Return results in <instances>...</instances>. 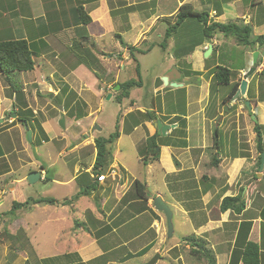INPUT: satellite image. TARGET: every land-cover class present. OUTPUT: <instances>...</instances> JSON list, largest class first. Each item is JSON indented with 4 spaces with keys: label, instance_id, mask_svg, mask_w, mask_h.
<instances>
[{
    "label": "crops",
    "instance_id": "obj_1",
    "mask_svg": "<svg viewBox=\"0 0 264 264\" xmlns=\"http://www.w3.org/2000/svg\"><path fill=\"white\" fill-rule=\"evenodd\" d=\"M263 1L252 0L249 4L246 0H0V21H4L0 24V41L25 40L31 49L37 43L36 57H33L34 69L19 73L20 77L24 76V78L20 86L21 93L18 96L16 93L5 95L7 87H2L0 74V124H2L0 125V206L4 196L11 198L10 203L17 202L14 194L26 181L29 173L37 171L40 173L38 180L42 178L46 180L48 170L53 166L36 163L30 152L34 147L32 143H36L38 139L41 143H49L58 134L56 133L55 137L47 136L50 141H43L42 138L37 137L38 130L34 126L29 142L18 119L22 110L29 109L31 106L28 87L34 84L37 64L49 70L48 66H52L54 62L50 61V55L54 60H59L61 53L57 52V48L62 42L68 47H74L75 43L84 45L85 40L92 41L89 50L99 60L100 67L103 64L112 66L106 67V74L103 76L99 74V78L93 73L96 81L94 85L97 89L89 97L82 95V88L76 90L71 86L76 93V97L72 98V105L76 104L77 100L82 101L86 105L84 110L91 124L98 122L95 113L89 111L91 104L94 101L97 104L96 99L105 98L107 93L110 98L106 100L112 102L119 95V89L115 87V84L127 82L117 80V77L124 74L121 70L125 69V65L134 62L135 67L139 69V78L135 82L140 87L132 88L119 107L117 112L121 113L119 137L111 146V154L113 145L116 148L108 169L119 170L120 177L113 180L108 176V170L100 173L107 176L104 182L96 181L94 185V178L93 181L81 180L83 187L89 186L90 182L94 187L89 194L80 196V200L73 202L72 197L80 192V182L77 178L82 171L92 170L96 157L94 140L101 137L83 133L82 144L73 143L67 147L68 143L65 142L66 144L61 146H63L62 149L66 148L69 151L71 148L72 153L78 151V158L86 159L87 157L88 161L82 163L81 159H77L76 162L80 167L74 169L71 175L69 172L66 173L69 161H63L61 166L63 169L54 173L55 177L52 178L51 184L63 187L64 189H61L65 192L64 197L61 200H56L54 197H41L53 198L57 202L70 201L65 205L32 204L16 210V218L12 217L15 218L14 220L2 221V224L9 228L15 225V230L23 229L27 237L32 225L35 227L41 225L40 227L46 228L51 237V248L55 250L40 256L39 262L43 264H125L128 260L135 258L141 250L152 248L156 242L157 246L153 252H158V260L165 259L161 253L165 230L163 231L161 223L151 213V211L156 212L152 202L159 196L170 208L172 215L177 213L181 221L191 225L193 235L190 236L194 238V240L186 241L185 239L189 236L180 235V237L183 236L180 243L168 246L166 252L162 251L166 257L168 256L169 260L166 259L170 261V264L177 263L179 256L167 254L175 250V247L182 242L189 243L192 248L198 246L195 245L196 243L202 246L201 254L192 255L196 261L194 263L190 261L188 264H244L239 252L248 241L258 245L260 264H264V165L259 171L257 159L260 153L257 151V144H253L258 131L264 153V138L262 139L264 76L260 73L264 66V57L260 58L262 63L259 68L247 78L245 95L237 97L234 95L225 101L230 87L236 82L240 84L243 75L251 67L252 53L258 49L260 52L264 51V45L256 44L252 48H245L238 45L234 38H229L227 41V37L221 33H214L209 39L202 34L191 45L188 69H183L184 71L179 65L183 57L174 56L172 47L167 44L162 48L166 30L175 23L176 14L182 5H190L198 12H206L208 24L211 22L226 24L228 20L250 24L252 37H256L264 34ZM46 5L48 9H45ZM78 6H82L90 18V22L86 25H82L77 17ZM23 7L27 8L25 16L21 13ZM37 11L39 13L36 14ZM8 17L13 19V22ZM189 20L193 21V19H185L172 34L177 33L187 23L191 27L188 29L189 34L200 33L201 22L196 20L197 25L195 22H188ZM171 39L170 45L174 44L173 37ZM116 40L118 44L114 43ZM224 43L233 52L235 50L239 52L241 62L237 65H230L229 61L226 64L219 62ZM210 46V54L205 57L204 54ZM106 47L113 49L116 53L108 54L104 50ZM129 47L135 49L131 50ZM155 47L159 48L163 57L157 61V67L153 68L152 77L148 78L146 74L149 67L144 65V60L149 58ZM176 53L178 54V50ZM165 54L171 56L164 58ZM220 65L231 72L228 85L218 86L214 79V69ZM59 66L62 65L59 64ZM114 67L117 69V74H113ZM172 68L180 73L178 81L180 86L164 85L161 80ZM52 70L53 68L49 71ZM45 80L40 79L37 92L52 89L56 97L60 88H54L53 86H56L54 83L52 86L42 85ZM179 93L184 96L183 102ZM65 98L66 96L62 97L63 102ZM25 101L28 105L26 107H24ZM246 101L249 104L255 101V107L250 106L249 111L245 106ZM182 103L184 110L180 112L179 106H182ZM146 112H152L151 121L146 120L144 116ZM33 114H37L36 110H33ZM86 115L84 118H87ZM178 118L185 120L184 135L178 132L180 129ZM157 121L168 126L165 134L156 128ZM39 123L41 131L46 135L53 131L52 122L50 123L49 120ZM98 128L95 127L93 130L100 131L101 129ZM216 128L220 136L219 148L212 149ZM156 132L165 138V144L159 147L157 161H150L147 165H143L138 152L141 147H145L146 139ZM124 136L127 138V147L122 149L119 141ZM61 138V140L66 139L63 135ZM90 146L94 152L92 156H87V148ZM126 148L131 150L138 163L142 165L144 181L135 178L130 180L127 170L121 167L119 157ZM215 150L217 153H214ZM210 154L213 162L215 163L214 160L217 162L214 170L218 173L221 183L207 186L209 188L203 190L200 185L204 183H199L198 178L202 170L200 166L202 159L208 158ZM25 168L27 169L24 170ZM189 172L193 174L194 180L198 181L197 187H194L196 189L192 186L187 187L190 174L185 175ZM136 180L144 185L145 191L152 186L155 195L148 196L147 200L140 199L135 188H132ZM159 183L164 186L167 196L160 192ZM171 183L173 187H170ZM66 185L69 188H66ZM238 195L245 204L240 213H235L231 209L225 212L220 210L223 198ZM28 198L39 199L27 197L19 201L23 202ZM80 201H83L84 205H81ZM41 207H43L42 212H39L41 216L37 217V210ZM82 224L85 225L84 228ZM137 247L136 251H130V248ZM141 256L143 257L140 260L147 258L146 252ZM146 262L147 259L142 261V264Z\"/></svg>",
    "mask_w": 264,
    "mask_h": 264
},
{
    "label": "rangeland",
    "instance_id": "obj_2",
    "mask_svg": "<svg viewBox=\"0 0 264 264\" xmlns=\"http://www.w3.org/2000/svg\"><path fill=\"white\" fill-rule=\"evenodd\" d=\"M227 1V0H226ZM249 2L252 0H246ZM230 2V1H228ZM49 3V2H48ZM263 7H264V1H263ZM250 8V7H249ZM45 9H48V5L45 6ZM26 7L22 8V15H27L26 14ZM45 12H47L45 10ZM34 13V12H32ZM39 13V11L36 12V14ZM40 14H44V13H40ZM9 20L13 19L9 18ZM188 19H193L189 20L188 22L192 21L195 22V24L198 25V23L196 22L197 19L195 18H188ZM4 21H0V24H2ZM229 23H235V20H228ZM227 22V23H228ZM201 26H199L200 29V33L198 32V34H189L188 29L191 27H189L188 23L187 25H184L177 33L175 34H170V38H167L163 48L167 45L172 47V54H174V56L176 57H183L182 62L179 63V65L182 68V71H184L183 69H188V63H189V53L191 50V45L195 43V41H197V39H199L202 34H203V24H200ZM260 31V30H257ZM173 35V36H172ZM223 35V34H222ZM173 37V42L174 44L170 45L172 43V37ZM224 36V35H223ZM229 38H233L231 36L227 37V41H229ZM235 41V40H234ZM61 43V42H60ZM114 43L118 44V41L116 40ZM85 44V48H88L87 51H89V47L92 44V41H89L88 39L84 41ZM54 46V45H53ZM121 47V46H119ZM83 48V50L85 49ZM97 49V48H96ZM178 50V54L176 53V50ZM235 49V48H234ZM104 50H106L105 52H107L108 54L110 53H116V51H114L113 49L111 50L109 47H106ZM80 46L78 44H74V47H68L64 42L61 43V45L57 48V52L61 53V57L59 58V60H54L53 56L50 55V61H54L52 66H48L49 70L51 68H53L52 71L46 70L44 68H42L40 66V64H37V71L34 74V84L30 87H28V92L30 94L31 100H30V107L29 109H24L22 110V113L19 115V117L21 118V120L19 121L24 129V134L25 137L27 138V131H30L34 129V126L37 127L38 130V136L39 138H42L43 141L47 140L50 141V138L48 139V137H55L56 133L58 134L56 136V138H52V141L49 143H41V140L38 139L36 141V143H32V145L34 147L31 148V152L30 154L32 155V158L34 161H36V163H43L46 166H48L49 164H52L53 166H51L48 170V177L46 178V180H43V178L41 180H37L36 182H34L33 184H29L27 182V180L25 182H23L20 186L19 189L15 192L14 194V199L17 200V202H20L19 200L22 198H27V197H33V198H41V197H54L56 200H61L63 196L64 192V188L61 186H56V185H52L51 184V180L53 177H55L54 173H56L57 171L62 170L63 168H61L62 166V162L63 161H69V165L68 168L66 169V173L69 172V174H73L74 169L78 168L79 169V165L76 162L77 159H81L82 163L83 162H87V157L85 159V157H81L78 158L79 156V152L75 151L74 153L71 152V148L70 151L69 149H62L63 146H61L62 144H66L65 142H67L68 144H66V146H70L73 143H79L82 144L81 142H83L82 140V134L85 133L87 135L92 134L94 136H101V137H107L110 133H114L116 130L119 131L120 128V120H121V113H117L119 111V107L122 103L123 100H126L125 98H121L119 100V96L120 94L114 98V100H112V102L107 101L106 98L108 96V93L106 94L105 98H101V99H96L97 100V104L95 103V101L91 104L89 111H91L92 113H95V118L98 121L96 124L95 123H90L91 121H89V117L86 115L85 112V108H82V104L80 100L76 101V105L79 106L80 108H77L78 112L83 113V115L80 118H73L68 116V114L66 113V111L63 110L62 106H59V102L58 100L56 101L55 95L53 93L52 89H48V91H42L41 93L37 92L38 90V82L40 81V79H46L42 85H47V86H52L53 83L56 84V86L54 85V88H60L61 90V86L63 84H68L67 87L68 89H71V86L74 87V89L79 90L80 88H82V95H88L91 96L92 94H94V92L96 91V86L94 85L96 83L94 77H93V72L91 70H89L84 63H82L81 61L85 60L87 61V59L89 60V62H91V59H89L88 56H85L84 54L81 56L80 53ZM92 52V51H91ZM93 53V52H92ZM105 53V54H107ZM169 54H165L164 58H169ZM163 57V53H161L159 51V48L155 47V50L153 51V53L150 54L149 58L144 60V65H147L149 67L148 74L147 77H152L151 72L153 71V68L157 67V61L160 60V58ZM63 58V60H62ZM108 61V60H107ZM227 61H229L230 65H237L239 62H241V57L239 55V52L237 50H235L234 52L232 51V49L226 45L224 43V46L222 47V50L220 51V59L219 62L220 63H227ZM61 64L62 66H59V64ZM69 62V64H68ZM65 63V64H64ZM107 63V62H106ZM106 65V64H105ZM103 64V66L101 65V68L99 67L97 70L99 72V74H101L102 76L105 75V71H106V67L110 68L112 65L109 66H105ZM223 65V64H221ZM220 65V66H221ZM116 66H118L116 64ZM125 69L121 70V73L124 72V74H121L119 77H117V80H126V81H137L138 77L136 74V69H135V65L134 62L132 63H128L127 65H125ZM100 70V71H99ZM103 71V72H102ZM115 72V73H114ZM113 74H117V69L114 67L113 68ZM40 75H42V77L40 78ZM23 76V75H21ZM114 76V75H112ZM233 76H235V74H233ZM146 77V76H144ZM24 78V76H23ZM23 78L20 77L19 73H13L10 75L9 77V81L10 83H7L5 81V79H3L2 76V87H7L5 88V95H10L12 92L11 88L8 86V84H12L13 86H16L17 88V92L18 95L21 93V88L20 86L23 84ZM48 78V79H47ZM7 80V79H6ZM79 83L81 84L79 86ZM218 84V83H217ZM218 86H224L223 84H218ZM9 87V88H8ZM227 87V86H226ZM262 89V87H261ZM40 90V87H39ZM262 91V90H261ZM75 93V91H73ZM76 94V93H75ZM71 95H74L71 93ZM52 96V97H51ZM179 96L181 98V102H183V94L179 93ZM115 101V102H113ZM248 102V101H247ZM25 106L27 105V102L25 101ZM59 107L62 108V110H59ZM97 107V108H96ZM76 108V107H74ZM82 109V110H81ZM246 109V108H245ZM33 110H36L37 114L34 115L33 114ZM184 110V106L182 103V106H179V111L183 112ZM94 111V112H93ZM63 115L64 117V128H61L59 126V120L61 118V116ZM84 115L87 116V118H84ZM35 118V119H33ZM84 118V119H82ZM32 119L36 120L35 124H32ZM49 120L50 123L52 122V128L53 131H50L49 135H46L45 133H43V131H40L38 129V127H40V123L42 121H46ZM24 121V122H22ZM91 124V125H90ZM2 125V124H0ZM98 125V126H97ZM8 126V125H7ZM95 127H99L98 129L100 131L97 130H93V128ZM1 128V127H0ZM25 128H27V130H25ZM215 128V126H214ZM1 130V129H0ZM40 132V133H39ZM179 132V131H178ZM258 132V131H257ZM15 133V132H13ZM64 136V138L61 140L62 135ZM48 136V137H47ZM67 136V137H66ZM220 138V136H219ZM257 138V137H256ZM256 138L253 141V144H257ZM264 138V134L262 136V139ZM37 139V138H36ZM28 141V139H27ZM164 142V141H163ZM40 145V146H37ZM54 145V146H53ZM67 146V147H68ZM92 146V145H91ZM88 147V153L87 156H92V152H94V150L92 149V147ZM119 146L120 148H124L125 146L127 147V138L126 136H124L122 138V140L119 141ZM115 146L113 145V151L112 154L115 153ZM140 148V147H139ZM138 148V149H139ZM156 149H159V147H157ZM212 149H214V147H212ZM69 151V152H68ZM67 152V153H65ZM83 152V151H82ZM125 152V153H124ZM123 152V156L121 158V156L119 157V163L121 165V167L125 168L127 170V172L130 175V180H132V178L138 179L140 181H144L145 179V175L143 173V167L140 163H138V161L135 158V155H133V153L131 152V150L129 148L124 149ZM145 148L141 147L139 150V154L143 155L145 154ZM210 153V152H209ZM214 153H217V151L215 150ZM261 154L264 155L263 152L260 153V157L259 160L261 162ZM142 158V157H141ZM213 157L210 156L207 158H203L202 159V165L200 166L202 170H200V176L198 177L199 183H204L202 185H200L202 187L203 190H207L209 187L207 186H214L218 183H221L219 181V176L218 173H215L216 171L214 169H216L217 163L215 164L213 162ZM87 160V161H86ZM258 160V159H257ZM143 165L144 163L141 162ZM264 165V164H263ZM260 163L259 165H257V168L259 169ZM199 167V168H200ZM1 169H3L1 167ZM27 168H25L24 170H26ZM263 169V167H262ZM23 170V171H24ZM119 171V170H117ZM202 171V172H201ZM190 177H188V182L187 184L190 187L192 186L193 189H196L194 187H197L198 185V181H195L193 178V174L191 172L186 173L185 176L189 175ZM120 175V174H119ZM181 176V175H179ZM201 176H203L201 178ZM257 176V175H255ZM16 177V175L14 176ZM120 177V176H118ZM206 178H208V180H206ZM83 181V180H82ZM77 182V181H75ZM174 182V181H173ZM170 183V182H169ZM3 186V185H2ZM179 186V185H177ZM66 188H69L68 185L65 186ZM158 187L160 188V192L162 194H164L165 196H167V192L164 188V186H162V183H159ZM170 187H173V183H171ZM63 188V189H61ZM132 188L134 189V186H132ZM153 187L150 186L149 189L146 190L145 195L148 197H151L153 195H155V193H153ZM11 196V195H10ZM83 197V196H81ZM10 197L9 196H4L2 198V205L0 206V264H43V262H39L38 259H40V256H44L45 254H48L49 252H52L55 250V248H51V237L49 235V233L47 232L45 227H35L34 225H32L29 234V237L25 236L26 234L23 232V229H14L13 228H9L8 226H4V224H2L3 220H14L15 217V212L14 213H9V210L11 208V203L10 201ZM166 199V198H165ZM73 202L76 200H80V198H73L72 199ZM81 205H84L83 201H80ZM43 207L39 208L37 211V217H40L41 215H39V212H42ZM156 211V210H155ZM151 213L154 215V218L156 220L159 221V223H161V227L163 229V231L165 230V234L164 236V246L162 247V251L166 252V249L169 248L168 246L170 245H174V244H178L181 241V236L180 235H185V236H189L188 238L190 240H194L192 233V228L191 225L189 223H185L183 221L180 220V217L177 213H174L173 217H172V226H173V234L171 238H167V224H166V220L165 217L163 215V213L160 212H152ZM158 216V217H156ZM12 217H15L14 219ZM82 227L84 228L85 225L82 224ZM156 227V226H155ZM162 231V232H163ZM188 240V241H190ZM157 246V242L156 244L152 247V248H147V250H145L143 253L146 252V256L147 258H144L142 260H140L141 255H134L135 258L128 260V262H126L125 264H142V261H145V259H147V262H149L150 260H152L157 254L158 252H153V249ZM198 247V246H197ZM196 247V248H197ZM194 248V249H196ZM138 249L137 248H130V251H136ZM161 249V248H160ZM190 249L191 247L189 246V243H185L182 242L181 245L175 247V250H171L169 252L170 256H179V261L177 260V263L174 262L173 264H188L190 261L194 263V257L192 256V253H190ZM199 249V248H197ZM165 259H160L158 260L157 264H170V261H167V259L169 260L168 256L166 257L165 253L162 252ZM159 255V254H158ZM133 257V256H132ZM131 257V258H132ZM167 258V259H166ZM187 260V262H186ZM146 262V263H147Z\"/></svg>",
    "mask_w": 264,
    "mask_h": 264
},
{
    "label": "trees",
    "instance_id": "obj_3",
    "mask_svg": "<svg viewBox=\"0 0 264 264\" xmlns=\"http://www.w3.org/2000/svg\"><path fill=\"white\" fill-rule=\"evenodd\" d=\"M254 1V0H253ZM77 17L80 20L82 25H86L90 22L89 16L84 12L82 6H78L77 10ZM188 18H195L199 22H201L204 26L203 28V35L209 39L212 37L214 33H221L225 37H233L235 42L243 46L245 48H252L254 45H264V34L252 37V28L250 24H243V23H226V24H220L218 22H211L208 24V14L206 12H198L195 11L190 5H182L179 7L178 12L176 14V21L175 23L166 30L165 33V38L163 40V44L165 43L166 39L169 38L170 34L176 30V28L185 20ZM37 43H35L34 47L29 46V44L25 40H15V39H9V40H1L0 41V74L4 77L5 81L7 83H10L9 77L13 73H22V72H29L34 69L35 62L33 60V57H36V52H35V46ZM80 46V53L81 56L84 54L85 56H88L89 59H91V62L87 59V61L83 60L81 61L84 63V65L91 70L95 76L98 78L100 77L98 68L100 67L99 60L96 58V56L89 51H87L88 48H85V44L79 45ZM126 46V45H123ZM164 45H162L163 48ZM83 48H85L83 50ZM129 49L134 50L135 48L129 47ZM262 63V60L259 59L257 61V67ZM101 68V67H100ZM136 74L137 77L139 78V69L136 66ZM264 76V66L260 72ZM231 77V72L229 69L226 67L222 66H217L214 69V79L217 81L218 84H223V85H228ZM7 79V80H6ZM118 89H119V100L121 98H127L129 95V91L134 88V87H140L139 84L135 81H127L124 83H117L115 84ZM8 86L11 88L12 93L18 96L19 91H17L16 86H13L12 84H8ZM239 83L236 82L230 87V92L228 96L225 98V101H228V99L232 98L236 91L238 90ZM74 94V95H71ZM66 96V100L63 102L62 97ZM57 98L56 101L60 103L59 106L63 107V110L66 111L68 116L73 117V118H80L83 113L78 112L77 108H80L76 104L72 105V98L76 97V94L68 89L66 84H63L61 87V90L59 91V94L56 96ZM82 108L86 107L84 103H82ZM256 102L251 101L250 106L255 107ZM76 107V108H74ZM82 110V109H81ZM146 120L151 121L153 114L152 112H146L144 114ZM20 121V117H18ZM179 119V126L180 129L178 130L181 135H184V127H185V120L184 119ZM24 122V121H22ZM36 122V120H34ZM38 129L41 131V127H38ZM257 130V125L255 127ZM119 137V132L116 130L114 133H111L108 137H97L94 140V147L96 149V157L94 161L93 168L90 172H84L82 171L80 175L78 176L77 179L78 182H80V192L73 198H78L80 196L87 195L91 192L93 189L94 185L96 184L95 182L97 181L96 178L97 176H100L106 171H108L109 166L112 163V154H111V146L112 144L116 141V139ZM257 151L259 153L263 152L262 149V143H261V138L259 133L257 132ZM165 138L161 137L158 132H156L153 136L149 137L145 141V154L141 155L140 154V160L141 162L144 163V165H147L150 161H157L159 159V149L157 150V147L163 146L165 143ZM45 141V140H44ZM47 141V140H46ZM164 141V142H163ZM219 132L218 129L216 128L214 130V135H213V147L215 149L219 148ZM259 160V159H258ZM215 163L216 160H214ZM258 165L260 163V160L257 162ZM109 172V171H108ZM93 176V177H92ZM93 178L95 181H93ZM86 179L87 181L92 180L93 183L87 186L83 187L81 180ZM137 195L140 199H145L147 200L148 197L145 195V187L143 184H141L139 181H134L133 184ZM70 200H65L63 202H57L53 198H39V199H32L28 198L23 202H12L11 203V208L9 210V213H14L16 210L22 208V207H27L29 205H34V204H62L65 205L69 202ZM244 200L238 195L235 197H226L223 198L221 204H220V210L222 212L227 211L228 209L233 210L235 213H240L244 209ZM264 213V212H263ZM191 239V238H190ZM189 238H186L185 240H190ZM195 245H198V250L194 249L191 247L190 253L192 255L198 256L201 254L202 251V246L198 243ZM147 248L143 249L138 253V255H141ZM240 253V258L243 261L244 264H260V252H259V247L257 244L252 243V242H246L244 244L243 250L239 252ZM144 254V253H143Z\"/></svg>",
    "mask_w": 264,
    "mask_h": 264
},
{
    "label": "water",
    "instance_id": "obj_4",
    "mask_svg": "<svg viewBox=\"0 0 264 264\" xmlns=\"http://www.w3.org/2000/svg\"><path fill=\"white\" fill-rule=\"evenodd\" d=\"M210 51H211V46L208 49V51L205 52L204 56L208 57V55L210 54ZM251 57H252L251 67L243 75V78L240 81L238 90L235 93V97L245 95L246 87H247V78L250 77L256 71L257 61H258V59L264 57V51L260 52V50L258 49L252 53ZM161 80H162L164 85L170 84L172 87L180 86V84L178 83V81L180 80V73L175 68H172L171 70H169V72H167L161 78ZM109 98H110V96L108 95L107 99H109ZM245 106L249 111L251 110L249 102L246 101ZM59 110H62V108L59 107ZM59 126L61 128H64V117H63V115L61 116V118L59 120ZM156 128L162 134H165V132L168 130V126L162 125L159 121L156 122ZM25 130H27V128H25ZM27 139L29 142L31 141V132L30 131H27ZM263 164H264V155L261 154V162H260V166H259V171L262 170ZM39 177H40V173L37 171H33V172L29 173L26 180L29 184H33L35 181H37L39 179ZM152 205L157 212L163 213L165 220H166V224H167V238H171L172 234H173L172 211L162 201V199L159 196L155 197V199L152 202ZM158 259H159V255L157 254L152 260H150L149 262L144 263V264H155Z\"/></svg>",
    "mask_w": 264,
    "mask_h": 264
},
{
    "label": "built area",
    "instance_id": "obj_5",
    "mask_svg": "<svg viewBox=\"0 0 264 264\" xmlns=\"http://www.w3.org/2000/svg\"><path fill=\"white\" fill-rule=\"evenodd\" d=\"M119 175V172L115 168H111L109 170L108 176H110L113 180L116 179ZM107 176L106 175H100L97 176L96 180L97 182H104L106 180Z\"/></svg>",
    "mask_w": 264,
    "mask_h": 264
},
{
    "label": "clouds",
    "instance_id": "obj_6",
    "mask_svg": "<svg viewBox=\"0 0 264 264\" xmlns=\"http://www.w3.org/2000/svg\"><path fill=\"white\" fill-rule=\"evenodd\" d=\"M259 66H260V65H259ZM259 66H258V67L256 66V69L259 68ZM261 70H262V69H261Z\"/></svg>",
    "mask_w": 264,
    "mask_h": 264
}]
</instances>
